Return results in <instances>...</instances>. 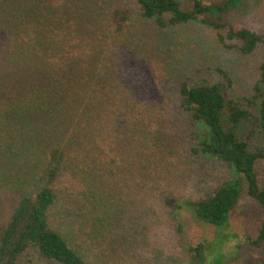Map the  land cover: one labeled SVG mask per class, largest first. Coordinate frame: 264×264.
I'll return each mask as SVG.
<instances>
[{"label": "trees", "instance_id": "trees-1", "mask_svg": "<svg viewBox=\"0 0 264 264\" xmlns=\"http://www.w3.org/2000/svg\"><path fill=\"white\" fill-rule=\"evenodd\" d=\"M183 1L134 0L133 5L141 18L153 20L160 28L190 22L208 25L216 31L219 43L226 47L235 41L242 54H251L264 44L255 32L223 22L244 0ZM106 3L0 0V40L4 41L0 47V151L15 162L14 171L3 179L8 188L3 198L7 220L0 224V264H17L29 250L47 264H87L50 220L60 212L63 194L74 189V178L82 191L86 190L82 176L93 178L97 186L92 195L98 201L96 193L107 188L100 187L101 182L115 175L107 157L98 153V142H103L108 116L115 113L111 91L120 81L118 45L123 24L130 18L125 7L116 5L109 7L110 24L93 20ZM95 25L101 26L98 35L92 30ZM217 71L227 82L199 86L182 82L178 90L180 108L206 129L192 152L231 167L243 178L247 194L264 208V171L261 185L255 172L256 162L264 158V146L251 152L238 137L239 127L250 123L264 138V61L259 65L255 94L245 99L246 104L228 98L230 78L222 69ZM123 120L128 121L127 117ZM114 145L112 139L104 148L110 152ZM241 188V181L235 179L209 198L179 203L177 208L198 222L223 229ZM98 196L104 202L105 196ZM83 200L79 203L84 204ZM247 241L254 247L264 244V219L256 238ZM194 250L198 256L206 253L202 245ZM209 251L214 255L205 254L207 264L228 261L219 248Z\"/></svg>", "mask_w": 264, "mask_h": 264}, {"label": "rangeland", "instance_id": "rangeland-1", "mask_svg": "<svg viewBox=\"0 0 264 264\" xmlns=\"http://www.w3.org/2000/svg\"><path fill=\"white\" fill-rule=\"evenodd\" d=\"M133 3L107 0L108 6L92 18L110 24L109 11L116 5L125 7L130 18L123 24L118 45L120 81L111 91L115 113L108 116L103 142H98V153L107 157L115 175H107L101 182L100 187L107 188L96 193L98 201L92 195L97 186L93 178L82 176L85 191L74 178V189L63 194L60 212L51 218V226L87 264H207L205 254L214 255L209 249L216 252L218 248L225 253L226 264H264V244L254 247L247 241L256 238L264 208L247 194L243 178L231 167L192 152L206 129L180 108L178 91L182 82L189 86L227 82L219 68L231 81L228 98L246 104L255 94L264 44L251 54H242L235 41L226 47L219 43L216 31L208 25L190 22L160 28L153 20L141 18ZM223 22L247 28L264 41V0H244ZM92 30L98 35L101 26ZM238 137L251 152L264 146L262 133L250 123L239 127ZM112 139L115 145L108 152L104 145ZM14 163L0 151V224L7 220L3 198L8 188L3 179L14 171ZM263 171L264 158L255 164L260 185ZM235 179L241 181L242 188L226 228L198 222L177 208L179 203L207 199ZM98 195L105 196L104 202ZM80 198L85 199L84 204L79 203ZM200 245L206 253L201 251L198 256L194 249ZM17 264L47 263L29 250Z\"/></svg>", "mask_w": 264, "mask_h": 264}]
</instances>
